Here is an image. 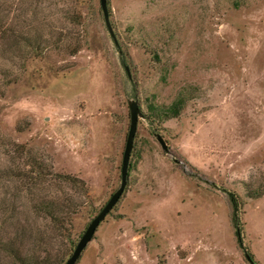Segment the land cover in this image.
I'll list each match as a JSON object with an SVG mask.
<instances>
[{
	"label": "rangeland",
	"instance_id": "374dc122",
	"mask_svg": "<svg viewBox=\"0 0 264 264\" xmlns=\"http://www.w3.org/2000/svg\"><path fill=\"white\" fill-rule=\"evenodd\" d=\"M106 8L112 35L99 0H0V168L15 172L0 178V247L64 263L119 184L135 99L126 184L74 264H251L224 190L264 264V0ZM11 254L0 264H20Z\"/></svg>",
	"mask_w": 264,
	"mask_h": 264
},
{
	"label": "water",
	"instance_id": "95a60500",
	"mask_svg": "<svg viewBox=\"0 0 264 264\" xmlns=\"http://www.w3.org/2000/svg\"><path fill=\"white\" fill-rule=\"evenodd\" d=\"M99 4L102 10V14L104 17L105 25L108 29L110 35H112V31L110 29V25L107 20V8H106V0H99ZM128 106V128L125 136L124 147L121 154L120 160V168H119V184L117 188L109 195L106 202L102 205V207L98 210V212L90 219V221L85 226L83 232L75 243L74 248L72 249L69 256L65 259L63 264H74L76 259L78 258L81 250L85 247L87 242L90 241L96 227L99 222L103 219V217L109 212L112 206L119 199L120 195L123 192L124 186L126 184V173H127V164L129 159L130 150L132 147V140L136 128L137 117L141 116V110L137 101L135 99H129L127 101ZM154 137L159 143L161 149L168 153L169 149L166 145V142L163 138L154 133Z\"/></svg>",
	"mask_w": 264,
	"mask_h": 264
},
{
	"label": "trees",
	"instance_id": "16d2710c",
	"mask_svg": "<svg viewBox=\"0 0 264 264\" xmlns=\"http://www.w3.org/2000/svg\"><path fill=\"white\" fill-rule=\"evenodd\" d=\"M39 36L40 35H38L37 33L35 34L36 38H39ZM20 39L22 40L21 42L23 44L29 46L30 42H29L28 36L23 35V37H21ZM7 50L8 51L11 50L9 48V46H8ZM183 102H184L183 98L181 96H177L167 106H165V107L161 106L159 112H156V115L159 116L158 118H161L163 120L167 119V118L175 117L179 113V110L181 109ZM22 175H24V173H22ZM13 176H15V172H14L13 168H11L10 166H4V167L0 168V178H10ZM63 177L68 178L69 176H63ZM69 179H70V177H69ZM73 179L78 180V178H73ZM78 181L82 183L81 180H78ZM224 192L226 193V197H227V200H228L229 206H230V223H231L232 228H233V235L235 238V242H236L237 246L242 249L247 260L251 264H257L253 260L251 254L249 253L247 248L242 243V236H241L242 227H241V223H240L239 215H238L240 206H239L237 196L232 191L224 190ZM50 203H51L50 201L41 200L36 204V206H35L36 210L47 212L48 213L47 215L50 218H53V216H54L53 213L55 211L54 210L55 207L52 206ZM68 207H71V206H67V208ZM58 210H60V208H58ZM0 248L3 249L4 251L8 252V253H12L11 255L13 257H15V259H17V261L20 264H40V261L35 260V258L34 259L30 258V261H29V258L21 257V256H19L18 253H15L12 250L13 248H12V244L10 243V241H5V242L1 241V247Z\"/></svg>",
	"mask_w": 264,
	"mask_h": 264
}]
</instances>
